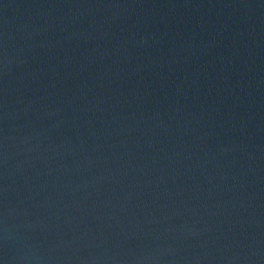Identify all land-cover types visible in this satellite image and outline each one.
I'll return each mask as SVG.
<instances>
[{
  "label": "water",
  "instance_id": "95a60500",
  "mask_svg": "<svg viewBox=\"0 0 264 264\" xmlns=\"http://www.w3.org/2000/svg\"><path fill=\"white\" fill-rule=\"evenodd\" d=\"M0 264H264V0H0Z\"/></svg>",
  "mask_w": 264,
  "mask_h": 264
}]
</instances>
